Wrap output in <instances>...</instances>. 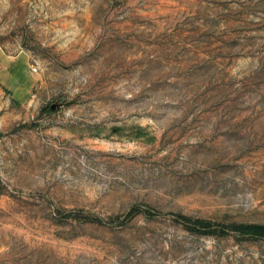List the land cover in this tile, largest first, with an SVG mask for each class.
<instances>
[{
    "label": "rangeland",
    "instance_id": "rangeland-1",
    "mask_svg": "<svg viewBox=\"0 0 264 264\" xmlns=\"http://www.w3.org/2000/svg\"><path fill=\"white\" fill-rule=\"evenodd\" d=\"M232 222L264 224V0H0V264H264Z\"/></svg>",
    "mask_w": 264,
    "mask_h": 264
},
{
    "label": "trees",
    "instance_id": "trees-1",
    "mask_svg": "<svg viewBox=\"0 0 264 264\" xmlns=\"http://www.w3.org/2000/svg\"><path fill=\"white\" fill-rule=\"evenodd\" d=\"M195 224L201 227H211L213 222L208 219H195ZM222 232L236 231L242 234L264 236V224L262 223H247V222H232L229 224H220Z\"/></svg>",
    "mask_w": 264,
    "mask_h": 264
},
{
    "label": "built area",
    "instance_id": "built-area-1",
    "mask_svg": "<svg viewBox=\"0 0 264 264\" xmlns=\"http://www.w3.org/2000/svg\"><path fill=\"white\" fill-rule=\"evenodd\" d=\"M35 69H37V68L35 67Z\"/></svg>",
    "mask_w": 264,
    "mask_h": 264
}]
</instances>
